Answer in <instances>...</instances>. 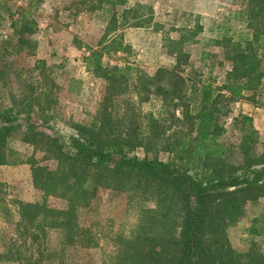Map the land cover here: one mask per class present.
<instances>
[{"label":"rangeland","instance_id":"rangeland-1","mask_svg":"<svg viewBox=\"0 0 264 264\" xmlns=\"http://www.w3.org/2000/svg\"><path fill=\"white\" fill-rule=\"evenodd\" d=\"M247 1L127 0L131 9L124 13L117 34L129 49L102 54L101 64L132 69L117 80L112 76L105 80L90 72L85 58L100 47L110 19L121 16L117 6L104 0H0V109L14 105L17 110L31 99L43 107L49 101L43 112L49 126L43 130L61 136L66 151L71 150L67 144L76 132L74 125L103 115L107 132L149 141L147 148L143 144L128 150V155L156 153L172 162L184 134L188 148L193 145L196 120L189 115L198 109L192 102L193 90L201 89L214 98L222 128L215 141L224 148L226 161L237 165L243 159L242 136L251 130L258 135L252 152L259 155L263 150L264 77L258 90L232 98L222 88L231 62L214 41L226 28L227 35L235 37L247 30ZM196 25L201 30L192 34ZM258 52L264 69V49ZM159 68L168 72L157 79ZM158 84L167 85L172 93L164 99L154 91ZM7 148L23 159L33 154L39 164L56 168L54 159L23 143L19 135L8 140ZM39 195L29 162L0 165V264H110L122 243L139 232L144 209L153 206L138 192L99 187L89 207L78 215L89 246L64 243L55 229L33 242L25 233L27 227L16 224L15 201L33 202ZM46 200L52 207L63 206L56 196ZM227 236L233 249L245 253L251 248L264 256V196L245 203L244 215L228 227Z\"/></svg>","mask_w":264,"mask_h":264},{"label":"trees","instance_id":"trees-1","mask_svg":"<svg viewBox=\"0 0 264 264\" xmlns=\"http://www.w3.org/2000/svg\"><path fill=\"white\" fill-rule=\"evenodd\" d=\"M104 1L117 6L122 14L110 19L100 47L92 49L85 60L93 74L117 80L129 74L132 67L107 69L101 64V56L111 50L129 49L117 30L124 24V13L131 8L126 7L127 0ZM247 4V30L235 37L234 33L227 35L226 28L214 41V45L225 49L231 62L222 88L235 99L242 98L244 92L258 90L264 77L258 52L264 49V0H248ZM199 30L201 26L196 25L190 32L196 34ZM111 32V38L107 37ZM167 72L157 69L156 78ZM166 82L172 83L171 79ZM154 91L164 99L172 93L162 84ZM201 91L194 88L192 102L199 111L189 115L196 120L193 145L188 148L189 140L184 134L172 162L159 159L156 153L153 157L128 155V150L143 144L147 148L149 141L135 134L107 132L103 115L74 125L76 132L69 136L67 144L71 150L66 151L61 136L43 130L49 126L48 117L43 114L49 101L42 107L34 104L33 99L25 103L23 99L17 110H13L14 105L0 109V165L29 162L33 185L40 193V198L33 202L15 201L19 216L16 224L27 227L25 233L33 242L41 235L45 237L49 229H55L61 232L64 243L86 247L89 241L82 235L78 215L89 207L98 188L138 192L153 206L144 209L139 232L122 243L110 264H264L262 254L253 253L251 248L245 253L233 249L227 236L228 227L244 215L245 203L264 196V143L262 152L255 155L252 148L258 135L253 129L242 136V162L235 165L226 161L224 148L215 141L222 128L216 119L214 98ZM35 117L41 122L37 123ZM205 134L210 137L205 138ZM15 135L46 158L54 159L56 168L39 164L33 154L23 159L22 154L8 149V140ZM49 196L60 198L63 206H50L46 200Z\"/></svg>","mask_w":264,"mask_h":264}]
</instances>
